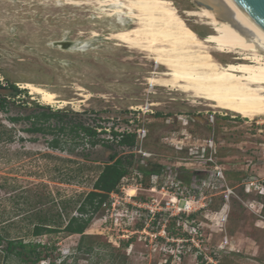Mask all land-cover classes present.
I'll return each mask as SVG.
<instances>
[{
    "label": "rangeland",
    "instance_id": "374dc122",
    "mask_svg": "<svg viewBox=\"0 0 264 264\" xmlns=\"http://www.w3.org/2000/svg\"><path fill=\"white\" fill-rule=\"evenodd\" d=\"M90 1L76 7L67 5L66 0H0V84L14 83L26 90L12 96L10 90L0 88V97H9L6 111H0V234L52 245L48 259L38 264H264V219L242 203L264 202V197L243 191L244 183L264 180V114L243 118L213 109L205 105L207 101L175 89L152 88L147 78L164 67L144 52L117 46L109 35L128 20L105 17L95 0ZM171 2L188 26L206 35L203 40L213 45L212 40L217 39L214 27L184 13L204 7L194 0ZM59 41L69 42V48L63 50ZM213 54L224 65L235 56ZM32 85L55 93V101L45 103L42 96L31 93ZM47 107L62 112L65 126L81 123L98 128L95 139L102 141L111 140L112 130L135 133L144 127L147 138L143 148L154 154L148 160L163 162L166 174L180 177L186 186L185 179L201 186L202 176L193 175L197 167L171 171L169 166L193 157L203 140L212 137L219 152L217 165L224 169L236 194L227 203V222L220 220L223 201L213 180L202 187L192 204L190 211H197L189 221L186 214L174 220L156 218L158 211L152 215L150 208H159L169 195L150 191L151 180L143 179L140 184L134 177L139 159L135 148L115 143L106 147L102 142L92 146L89 137L59 134L64 150L51 149L48 143L53 135L26 131L31 127L26 118L48 111ZM13 118L21 119L14 122ZM50 125L61 122L51 119ZM114 153L134 154L131 177L120 184L118 193L111 194L109 205L94 214L84 232L83 249L78 251L81 236L63 231L64 220L67 215L78 216L80 201L92 191ZM132 189L135 194L131 196ZM33 208L53 219L64 209L58 231L32 237L29 220ZM170 223L180 235L168 231ZM141 224L143 227L137 228ZM2 244L0 264H21L4 257L1 250L6 243ZM90 247L93 251L86 252Z\"/></svg>",
    "mask_w": 264,
    "mask_h": 264
},
{
    "label": "bare ground",
    "instance_id": "6f19581e",
    "mask_svg": "<svg viewBox=\"0 0 264 264\" xmlns=\"http://www.w3.org/2000/svg\"><path fill=\"white\" fill-rule=\"evenodd\" d=\"M66 1L76 7L91 3ZM219 1L223 6L216 10L184 11L214 27L217 39L210 45L188 26L171 0H95L105 17L128 20L126 26L121 22L122 29L109 35L117 46L144 52L164 67L147 78L152 88L175 89L207 101L205 105L213 109L243 118L264 114V28L254 23L234 0ZM58 44L68 46L69 42ZM214 52L235 56L224 65ZM31 93L42 96L45 103L56 99L55 93L34 85ZM131 194L135 190H130Z\"/></svg>",
    "mask_w": 264,
    "mask_h": 264
},
{
    "label": "trees",
    "instance_id": "16d2710c",
    "mask_svg": "<svg viewBox=\"0 0 264 264\" xmlns=\"http://www.w3.org/2000/svg\"><path fill=\"white\" fill-rule=\"evenodd\" d=\"M190 27V26H189ZM191 28V27H190ZM192 29V28H191ZM199 38L206 39V35L196 32L192 29ZM6 88L10 90L12 96H19L21 93H26V90H20L14 83L8 84L6 86H1L0 88ZM8 96L0 97V111L5 112L8 104ZM35 113L31 116H28L26 119L31 121V127L27 128L28 133H42L44 135H53L54 138L48 143V146L54 150H64V143L59 139V134H72L74 137H89V143L92 146H96L99 143H103L106 147H110L113 143L117 144L119 147L134 148L136 145V134L135 133H120L112 130L111 140L102 141L95 139L98 135V128H91L89 126L78 123L76 125L71 124L70 126H65L67 123L62 121V112L59 110L53 111L49 110ZM58 119L61 122V125L52 127L50 125L51 119ZM21 118L11 119L14 122L20 121ZM102 131V130H101ZM100 131V132H101ZM2 133H0L1 137ZM83 139V138H82ZM133 153H129L127 156L112 154L109 157V161L104 164L98 177L92 185V191L88 192L83 199L80 201L77 212L78 216H68L66 217L65 226L63 231L71 235H80L79 245L77 246L78 251L83 249V237L84 232L90 225L93 216L95 213L99 212L104 206L109 205V199L111 194L118 193L121 181L124 177L129 176L130 167L133 164ZM136 169H138L144 176V180L149 182L150 178L153 175L162 174L166 171L167 167H163L157 162L145 161L143 164H140L137 160ZM169 169L175 171L174 168L169 166ZM185 168H178L176 171H180ZM187 170V169H186ZM193 175L196 177L197 172H193ZM194 177V178H195ZM203 177V176H202ZM201 177V178H202ZM180 179V177H178ZM181 180V179H180ZM188 185H192V179H185ZM65 209V207H63ZM31 210V218L29 220V225L31 226V235L32 237H39L42 235H47L58 231V225H62L63 215L62 211L57 212L55 219L50 218L46 215H41L42 211L40 209ZM264 213V211H263ZM143 224L138 225L137 228H142ZM175 224L170 223L168 225V231L176 236L180 235L178 230H174ZM160 226L157 228L159 229ZM156 229V230H157ZM2 243H6L2 248V253L6 259H16L21 264H38L41 261L48 259L47 250H53L52 245L41 244L40 242L28 241L26 242L23 238H12L8 234H0V246ZM129 243V242H128ZM128 243L123 244L127 247ZM93 251V248L86 249V252L90 253ZM44 254V255H43ZM48 264H53L49 261Z\"/></svg>",
    "mask_w": 264,
    "mask_h": 264
},
{
    "label": "built area",
    "instance_id": "2783aa9c",
    "mask_svg": "<svg viewBox=\"0 0 264 264\" xmlns=\"http://www.w3.org/2000/svg\"><path fill=\"white\" fill-rule=\"evenodd\" d=\"M208 121L210 124L213 123L214 115L210 116L208 118ZM127 133H133V132H127ZM135 134H136V145L134 147L135 148L134 150L137 153V155H139L138 157L139 159L137 160L139 161L140 164H143L145 161L150 159L154 154L145 151L143 148V142L147 138V130L144 127H139L135 131ZM218 154L219 152L217 145L213 140V138L210 137L203 140V143L199 145L197 150H195L193 157H190L188 159L181 158L178 159L175 163L171 164L170 167L172 168L182 167L187 170L190 169L188 168V165H195L197 168L194 169V172H197L198 175L203 176L201 181H199L201 185L200 187L194 185L186 186L177 177L171 178L170 176H168L165 171L162 174L153 175L150 178L151 187L149 190L152 192L158 191L160 193H165V195L168 194L169 198L163 203L160 202V204H158L159 208L155 207L154 202L152 201V205L154 206L150 208L152 215H154L153 211H158L159 214L157 215L156 218L160 216L164 218L165 216L167 218L170 217V219L174 220L175 217L186 214L187 215L186 221H189V218L191 217L190 215H192V213H195L197 211L196 209L190 211L191 207H193L192 204H195V200L197 199L198 195L201 193L202 187L205 186L207 182L213 180V182L218 184V187L220 189L219 195H221L223 201V205L220 209V212L222 211L220 220L223 222V224L226 223L230 211V207L227 205V203L230 202L232 197H236V194L234 188L228 184L227 179L225 178L224 169L217 165ZM184 161H187V163ZM155 162L161 164L163 167H166L163 162H158V161ZM133 175L139 181V183L142 184L144 176L138 169L134 171ZM164 175L168 176V182H164V179L167 178ZM130 177L131 176L124 177L121 181V184L123 181H127ZM162 182L163 185H161ZM243 191L247 195L255 194L257 197H264V180H258V181L251 180L244 183ZM242 203L255 215L264 219L263 217L264 202L262 200H253L247 203L244 202ZM225 206L227 207V209H225L226 208ZM199 209H201V207ZM161 211H164L165 213H161ZM215 214L218 215L219 213L216 212ZM178 218L180 219L181 217ZM177 223L178 222L176 221V225ZM192 229H194L195 231V228L192 227ZM187 233L188 235L191 234L189 231ZM224 242L227 244L228 238L225 237Z\"/></svg>",
    "mask_w": 264,
    "mask_h": 264
},
{
    "label": "water",
    "instance_id": "95a60500",
    "mask_svg": "<svg viewBox=\"0 0 264 264\" xmlns=\"http://www.w3.org/2000/svg\"><path fill=\"white\" fill-rule=\"evenodd\" d=\"M194 2L210 10H216L219 6H223L219 0H194ZM234 2L254 23L264 28V0H234ZM58 45L64 49L69 48L68 46Z\"/></svg>",
    "mask_w": 264,
    "mask_h": 264
}]
</instances>
